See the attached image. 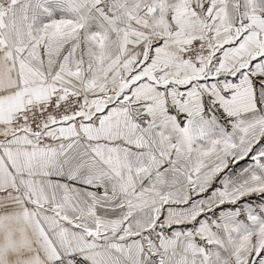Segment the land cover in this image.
<instances>
[{"label":"snow or ice","instance_id":"1","mask_svg":"<svg viewBox=\"0 0 264 264\" xmlns=\"http://www.w3.org/2000/svg\"><path fill=\"white\" fill-rule=\"evenodd\" d=\"M0 264H264V0H0Z\"/></svg>","mask_w":264,"mask_h":264}]
</instances>
